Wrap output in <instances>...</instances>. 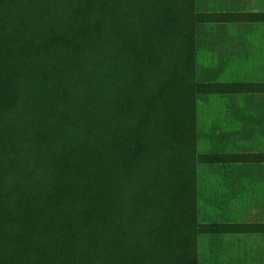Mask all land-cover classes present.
Listing matches in <instances>:
<instances>
[{
  "label": "trees",
  "instance_id": "trees-1",
  "mask_svg": "<svg viewBox=\"0 0 264 264\" xmlns=\"http://www.w3.org/2000/svg\"><path fill=\"white\" fill-rule=\"evenodd\" d=\"M264 23L195 0H0V264H198L196 27Z\"/></svg>",
  "mask_w": 264,
  "mask_h": 264
},
{
  "label": "crops",
  "instance_id": "crops-1",
  "mask_svg": "<svg viewBox=\"0 0 264 264\" xmlns=\"http://www.w3.org/2000/svg\"><path fill=\"white\" fill-rule=\"evenodd\" d=\"M195 8L199 13L212 14L264 13V0H195ZM246 25L260 26L264 23L218 22L197 25L196 78L199 82L264 83V78L245 79L244 57L242 54H237V46L243 44V27ZM202 47H205L206 54L199 55L198 50ZM248 73L257 77L264 76L260 72L254 75L251 72ZM242 104H264V93L198 96L196 101L198 154L239 156L264 154V151L244 150L245 135L248 134V130H245ZM202 141L205 142L208 150L198 151ZM245 167H264V164L236 162L197 166L199 223L264 224V221H244L243 171ZM214 173L217 175L213 177ZM254 236L264 237V234L199 235L197 237L198 264H242L244 239Z\"/></svg>",
  "mask_w": 264,
  "mask_h": 264
},
{
  "label": "rangeland",
  "instance_id": "rangeland-1",
  "mask_svg": "<svg viewBox=\"0 0 264 264\" xmlns=\"http://www.w3.org/2000/svg\"><path fill=\"white\" fill-rule=\"evenodd\" d=\"M263 1V0H261ZM256 8V7H254ZM261 8V7H260ZM199 55L206 54L205 47L198 50ZM237 54L244 57L245 79L264 78V25L244 26L243 44L237 46ZM249 75V76H247ZM245 119L244 150L264 151V104H242ZM239 106V104H238ZM238 113L240 110L238 109ZM205 142H200L198 151H206ZM217 174H212L216 176ZM243 215L244 221H264V167H245L243 171ZM203 196L205 195L202 194ZM239 261V256H238ZM242 264H264V237H245Z\"/></svg>",
  "mask_w": 264,
  "mask_h": 264
}]
</instances>
